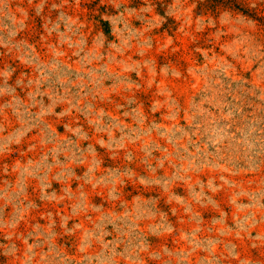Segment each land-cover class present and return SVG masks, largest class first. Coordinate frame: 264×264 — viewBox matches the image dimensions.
Returning a JSON list of instances; mask_svg holds the SVG:
<instances>
[{"label":"rangeland","instance_id":"374dc122","mask_svg":"<svg viewBox=\"0 0 264 264\" xmlns=\"http://www.w3.org/2000/svg\"><path fill=\"white\" fill-rule=\"evenodd\" d=\"M0 0V264H264V0Z\"/></svg>","mask_w":264,"mask_h":264},{"label":"trees","instance_id":"16d2710c","mask_svg":"<svg viewBox=\"0 0 264 264\" xmlns=\"http://www.w3.org/2000/svg\"><path fill=\"white\" fill-rule=\"evenodd\" d=\"M228 1L232 3L231 6L234 10L242 13L243 15L249 16L254 20H258V18L254 14H248L246 10H243L242 8H240L239 4L237 3V0H228Z\"/></svg>","mask_w":264,"mask_h":264}]
</instances>
